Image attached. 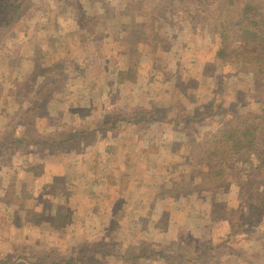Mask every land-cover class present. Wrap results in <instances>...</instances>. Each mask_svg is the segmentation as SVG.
<instances>
[{
    "label": "rangeland",
    "instance_id": "1",
    "mask_svg": "<svg viewBox=\"0 0 264 264\" xmlns=\"http://www.w3.org/2000/svg\"><path fill=\"white\" fill-rule=\"evenodd\" d=\"M6 1L0 0V5ZM173 2L24 0L21 10L26 13L21 15L19 27L6 33L5 23L0 32L3 91L0 97V264H264V211L249 212L250 203L259 201V191L264 187V149L258 155L222 158L220 162L227 171L222 179L211 181L203 177L211 167L205 158L204 140H213L232 127L252 123L257 116L264 117V77L256 76L248 66L224 60L219 27H214L209 20L201 30L195 31L196 25L186 14L193 11L191 2L183 6L188 12L180 11L178 17ZM105 11L109 12L105 15L109 19L97 23L95 28L89 26L99 34L108 32L113 39L89 43L84 36L81 40L84 47L77 56L69 58L65 53L59 58L67 60L64 63L42 52L41 32L24 39L26 26L39 25L32 29L38 32L48 27L43 26L47 20L51 21L56 25L48 29L47 36L51 38L58 34L57 30L78 31L82 27L79 21L92 23L98 12ZM0 15H3L1 9ZM2 23L4 20L0 19ZM131 26L136 28L134 36L139 31L141 36L144 30L152 28L161 41L147 47V42L145 46L143 39L136 38L133 43L128 42L133 46L130 55L122 38L126 27ZM68 58L75 59L73 64ZM16 61L26 63L17 68ZM30 61L32 65L27 64ZM206 65L211 69L210 76L205 73ZM75 70L83 71L84 76L103 74V81L96 83L84 77L63 85V78ZM15 76L22 80L11 84ZM90 84L92 87L102 84L100 89L106 87L100 90L105 97L102 101L113 109L120 111L122 105L132 113L141 108L144 112L152 110L151 118L161 117L153 123L155 148L152 149L159 152H153L158 157L163 146H168L166 141L177 145L174 152L179 159L172 160L170 165L175 169L178 166V171L173 172L176 177L172 179L171 189H164L161 194L178 202L165 208L157 197L162 190L156 184L164 182L165 177L149 186L153 188V196L147 202L142 199L140 189L148 187L140 185L145 178L144 171L132 175L129 170L122 176L121 172L105 170L107 166H115L109 144L120 138L129 141L130 128L114 137L108 132L93 130L96 125L91 124L85 129L87 134L80 132L85 134L82 141L68 143L67 156H44L19 149L9 154L2 150V142L25 131L24 112L41 90L54 93L44 101L43 112L32 129L45 139H71L79 132L72 123L91 109ZM60 87L62 90L58 92ZM109 92L113 97L107 96ZM181 110L195 115L186 116L189 121L175 132L169 122H174L175 114ZM210 110L214 111L211 115ZM214 113L220 114L214 116ZM129 115H136L138 119L135 113ZM91 118L86 122H92ZM139 129L142 127L134 131ZM184 138L186 142H182ZM133 140L137 142L135 152L143 143L138 144V135ZM96 154L100 155L103 171L92 160ZM163 163H168L166 157ZM30 166L45 168L36 174L28 171ZM187 199L195 203L190 205ZM189 208L194 210L193 214L186 210ZM146 213L150 216L142 219ZM55 216H67L71 223L54 230L51 220ZM154 216H159L163 225L159 223L158 231L163 229L169 233L167 237H174L165 243L170 246L162 250L158 248L165 245L157 247L163 236L156 232ZM103 251L107 257L102 255Z\"/></svg>",
    "mask_w": 264,
    "mask_h": 264
},
{
    "label": "trees",
    "instance_id": "2",
    "mask_svg": "<svg viewBox=\"0 0 264 264\" xmlns=\"http://www.w3.org/2000/svg\"><path fill=\"white\" fill-rule=\"evenodd\" d=\"M134 1V0H133ZM173 5L176 7L175 16L180 14V11L188 12L183 6L191 2L192 12L186 13L191 19L192 24H195L196 28H193L198 32V28L201 30L205 25V21L212 20L214 27H219V38L222 45L221 56L224 60L236 62L242 64L243 66H248L255 71L256 76L264 77V0H173ZM24 0H7L6 3L0 5V9L3 10V15H0V19L4 20V23L0 24V32H2L5 23L7 33L8 29H16L19 27L18 21L23 13L21 8L24 7ZM177 4V6H176ZM187 6V5H186ZM189 7V6H188ZM184 14V15H186ZM83 16V15H82ZM173 16V15H172ZM208 19V20H207ZM190 26H192L190 24ZM151 27V26H150ZM147 28V27H146ZM192 28V27H191ZM217 28V27H216ZM149 30L142 34V39H144L149 44H154L155 42H160L161 38L157 36L154 29L148 28ZM142 31V30H141ZM128 37L132 40L138 38L134 36L131 31L126 32ZM146 33V34H145ZM195 36V35H194ZM206 75H212L208 65L205 66ZM22 78H17L16 82L19 83ZM63 83V82H62ZM54 92H46L41 90L34 102L29 105L28 109L24 112L25 114V131L19 134L17 137L5 140L2 142L1 148L7 153H11L14 149H19L23 152H40L47 155H57L64 154L68 143L72 141L74 144L82 141L86 130L83 128H75L76 132L71 139L66 137L60 140H49L42 137H38L35 130L32 129L36 126V122L39 120L40 112H43L42 106L44 101L48 96H52ZM48 99V98H47ZM215 108V106H213ZM212 108V109H213ZM152 112V110H148ZM213 110H210V113ZM214 112V111H213ZM209 113V115H211ZM154 114V113H153ZM220 114V113H219ZM219 114L214 113V116ZM213 117V116H212ZM160 116L151 118L150 114H146L145 117L138 120L140 122L146 123L150 126L155 119L160 120ZM136 118L129 116H122L114 124L117 125L113 131H118L123 125H133L136 124ZM189 121L183 116H179L176 119L178 125L184 128V124ZM107 125L104 124L97 132H110ZM188 126V124H187ZM32 129V130H31ZM112 131V132H113ZM83 132V133H80ZM114 133V132H113ZM90 136L92 134H89ZM87 140V139H86ZM264 117L257 116L252 123H247L243 126L232 127L229 131H225L213 140H204V154L207 161L211 164L210 170L203 177L216 181L222 179L227 175L225 166L220 162L222 158L232 159V157L239 154L247 155H258L264 149ZM202 143V144H203ZM28 166V164H26ZM44 169V166H30L29 172H35L39 174L40 171ZM264 177V172H263ZM264 181V179H263ZM168 191V190H167ZM164 189L157 193V197H165ZM259 201L257 203H250L249 212L253 214L256 211H264V187L259 191ZM253 202V201H252ZM243 208V207H242ZM71 218L67 216H55L52 218V226L54 230H60L66 228L71 222ZM248 222H246L247 224ZM245 224V225H246ZM117 233V231H116ZM234 235V234H233ZM236 236V235H235ZM234 236V237H235ZM180 244V243H179ZM162 250L163 248H158ZM104 257L108 254L105 251L102 252ZM147 254H144L146 257Z\"/></svg>",
    "mask_w": 264,
    "mask_h": 264
},
{
    "label": "crops",
    "instance_id": "3",
    "mask_svg": "<svg viewBox=\"0 0 264 264\" xmlns=\"http://www.w3.org/2000/svg\"><path fill=\"white\" fill-rule=\"evenodd\" d=\"M108 13H109L108 11L107 12L106 11L105 12H98V16L96 18H94V20H92V23H90L87 20H86L87 22L86 21H84V22L79 21V23L82 25V27L81 28L78 27L79 28L78 31L76 30L74 32H71L68 30L61 29L59 32V30H57L58 34H56L55 36H52L51 38H48V36H47L48 29L50 26L56 27V25H53V23L51 21L49 22L47 20V23L43 24V26H45L47 24L48 27L45 29H42L41 31H38V32H32V29L38 28L39 25L37 27H31V26L27 27L26 26L24 28V32H23L24 39L27 37L33 38L36 34H39L41 32V34H39V36L40 37L42 36L44 38V45H42V52L45 53L46 55H49L50 58H52V57L56 58L57 57V59L60 60L61 58L64 57L65 53L69 54V58L72 57L73 55L77 56V53H79V50L84 47L83 43H81L82 42L81 40L83 39L84 36L86 37V39L89 43H95V42H102L103 43V42H109L113 39V37L110 36L111 34H109L108 32H106L105 34H99L98 31L94 32V28L96 27L97 23L101 24L103 21L110 18L109 15L107 18H105V15H107ZM146 15H148V14H146ZM81 17H84V16H82V14H81ZM82 23H84L86 25H83ZM89 25H92L94 28H91ZM140 27L141 26H139L138 28H140ZM126 28L127 29L125 30V34H124L125 37L123 36L122 40L126 41L127 48H129V50H130L129 53L131 55V53H133V51H132L133 46L130 47L128 45V42L131 44L134 41H132V39L130 40V38L128 37L126 32L131 31L132 33H135L136 28H134L132 26L126 27ZM138 38H140L142 40V36H138ZM143 43L146 46V44H147L146 41ZM140 44L142 45V43H140ZM148 46H149V43H148L147 47ZM123 47L125 48V46H123ZM69 58H68L69 63L73 64V60H75V59L72 58V60H70ZM25 59L30 60L31 57H27ZM60 61H61V63H64L67 60L63 61V59H62ZM14 63H16V67L18 68L19 66H21L23 63H26V62H23L21 64H17V61H16ZM32 63H33V61L27 62V64H30V65H32ZM12 70H13V68H12ZM110 73L111 72H108V74H110ZM84 77L90 78L93 80V82H96V83H98V81H103V74H101L100 76H97V77H95L93 75L87 76V74H85V76H84L83 71L81 73L80 72L77 73L75 70L74 74H72L68 77L65 76V78H63V85H65V83L67 82L66 86H68L69 82H71L72 79H76L78 81V80H80V78L84 79ZM17 78L18 77L15 76L11 80V84L17 83L16 82ZM102 84L101 85L98 84V87H95V85L92 87L91 86L92 84H90L91 87H90V91H88V94H89L88 98L92 102L91 109L90 110L88 109L85 112V115L82 114L81 117L79 118V120L76 123L73 122L72 124L74 125V127H77L79 129L82 127L84 129H87V127L90 126L91 124H95L96 126H93V130H99L102 125L109 124V125H107V128H108V130H110V132H108V133L114 135V137H116L120 133L121 134L125 133L123 131H126V128H130L131 132H129V130H128V134H127V138L129 139V141L124 140L123 138L122 139L120 138V139H116L114 142L109 144L111 146L110 149L112 151V156L114 157L112 159L114 160L113 164H115V166H113V168H111V166H107V168L105 170L106 171L115 170L117 173L121 172L122 176L123 175L125 176L127 174L126 171H129V170H130L132 175L137 174V172H140V171L143 172L144 171V174L142 177H145V178L142 179L143 182H140V185L143 183L144 186H148V187H140V189H142V199L147 200V202H150V198H151V195L153 192V188H152L153 186L152 185H155V183H156L155 181L158 182V180L160 178L165 177L166 180H164V182H162V180H161L160 184H156V185H160L159 186L160 190L171 189L170 187H171V183L173 181L172 179L174 177H176V176H173V172L178 171V166L175 169V168H173V164L170 165V163H172L171 162L172 160L179 159V157L174 152V148H175L176 143L170 145V141H166V144L168 146L167 147L163 146L162 150L160 151L161 154H157L158 157H155L153 152L155 151V153H159V152H156V149L155 150L152 149L154 146V142H155L154 137H153V123L155 125V122H157V119H155L156 121H154L150 126H147L146 123H144V122H140L138 124V119H142V117H145L146 114H150L152 116L153 113L149 112V111L144 112L141 110V108H138L137 110H132L131 111L132 113H130V112H128V107L123 108L122 105L120 106V109H121L120 111L118 110V108H115V109L111 108L107 104L103 103L102 100L105 97L102 95V92H100V90H104L106 87L109 88L110 83H108V85L106 87H103L100 89ZM61 90L62 89L60 87L58 92H60ZM58 92H57V94H58ZM0 93H1L0 97L2 99L3 91L1 89V87H0ZM118 93L119 92H116L115 95H118ZM18 95H20V94L17 93V96ZM112 95H114V94L110 93V92L107 93V96H109V97H113ZM99 97H101L102 99L100 100ZM83 100H84V98H82L81 102H83ZM145 100H146V98H145ZM136 107H140V106H136ZM100 108H102V112L100 111ZM99 113H102V115L101 116L98 115ZM134 113L137 114V117H138V119H135L136 124L126 125V126L123 125V127L118 129V131L112 130V129H115L117 127V125L114 124L116 122V120H118L122 116H126V114L129 117L135 118L136 115L135 116L129 115V114H134ZM138 113L139 114L141 113L142 117H140V115ZM193 115H195V113L191 114V113L187 112V110H181V113L179 111L175 114V118L177 119L179 116L194 117ZM89 116H92V118H91L92 122H86ZM154 117H156V116H154ZM81 119H82V121H81ZM169 124L172 126V130L175 129V132H177L178 129L180 130V128L182 127V126L178 125L176 120L174 122H169ZM63 126H65L67 128V126L65 124ZM139 127H142L143 131H142V129H139V131L135 132L134 130H136ZM181 132H183V131H181ZM131 133H133L134 135L131 137H128ZM136 135H138V137L140 138V141H138V144L143 143V146L139 147L138 150L134 152L135 144L137 142H135L133 139ZM130 141H132V142H130ZM182 142H186V138H184ZM185 145H186V143H185ZM154 148H155V146H154ZM66 153H64V155L67 156L68 154H66ZM165 154H166V156H165ZM64 155H63V157H66ZM75 157H77L76 154H75ZM164 157H166V159L168 160L167 164L163 163ZM102 158L103 157L101 156V159ZM26 160H28L30 162V159L27 158ZM92 160H96L95 161V162H97L96 168L98 170H101L103 165L100 164V162H101L100 155L96 154V156L93 157ZM148 161L151 163L150 164L145 163ZM154 161H156L158 164L161 163L162 166L159 167V165H157V163H156V165H154V163H153ZM44 168H45V166H44ZM103 170L104 169H102L101 171H103ZM149 177H150V179H149ZM147 179H149V182L147 181ZM149 186H152V187L149 188ZM159 198H161V200H162L161 202H163L165 208H167V206H171L172 204H174L175 201L178 202L177 200L170 199L169 197H159ZM167 199L172 200V201H170L171 203H169V201H167ZM186 201L190 205L195 203L193 200L189 201L187 199ZM189 209H191V208H189ZM189 209H186V210L193 214L194 210L193 209L189 210ZM179 210H181V208H179ZM149 216H150L149 214H147V215L143 214L142 219L145 217H149ZM157 217H159V216H157ZM157 217L154 216V218H157ZM155 221H157V223H156L157 224V231L156 232L159 234H162L161 236H163L162 240H160L161 244H157V245H159L157 247H161L162 245H165V243L168 241H170V242L173 241L174 240L173 236L167 237L169 235L168 232H166V231L163 232V229L158 231V225L161 222V220L159 222V218H157V219H155ZM160 224H161V227H163L162 223H160ZM148 236H150V235H148ZM193 236L197 238L196 235L193 234ZM219 241H220V238H219ZM169 246H170V244L162 246L161 248L169 247Z\"/></svg>",
    "mask_w": 264,
    "mask_h": 264
}]
</instances>
